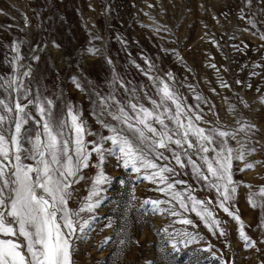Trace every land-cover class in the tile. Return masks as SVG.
Returning <instances> with one entry per match:
<instances>
[{
  "label": "rangeland",
  "instance_id": "374dc122",
  "mask_svg": "<svg viewBox=\"0 0 264 264\" xmlns=\"http://www.w3.org/2000/svg\"><path fill=\"white\" fill-rule=\"evenodd\" d=\"M249 19L255 21V27L248 23ZM261 33L264 0H0V77L22 80L29 90L28 98L39 95L45 104L47 100L53 101L57 121L65 119L71 107L94 134L86 140H97V133L110 134L98 119L115 123L107 112L117 111L118 105L108 100L105 108L101 98L114 96L129 111V101L151 110L152 101L160 103L159 88L163 84L178 95L187 116L200 127L236 131L241 125L254 126L237 134L247 149L255 150L247 156V162L255 166L241 172L243 162L234 161L233 179L240 185L229 205L243 221L245 233L256 242L254 247H244L238 237V222L216 205L215 189L194 176L184 152L198 165L202 164L199 154L187 149V145L180 149L172 144L170 147L180 153L186 167L177 165L172 152L164 149L160 151L168 160L157 163L175 168L171 179L186 182L175 185L176 190H190L199 200L213 201L208 207L222 221L227 235L220 237L218 232H210L191 212L180 210L195 222V228L172 223L175 217L154 212L151 205L141 207L146 199L168 197L155 190L156 185L137 181L136 174L122 168L115 156H106L103 168L112 182L103 186L104 199L94 212L98 219L88 238L73 240L74 264H195L197 257L199 264H219V257L226 264H264V243L260 242L264 240V228L259 227L264 212L248 203V186L254 193L264 186ZM14 45H19L18 60ZM26 71L30 72L27 77L23 75ZM222 81L227 87L222 86ZM17 95L0 88V99L13 105ZM20 99L27 103L23 94ZM164 107L175 114L171 101L161 105L159 111ZM28 111L36 120L40 119L34 105H29ZM0 114L8 115L2 108ZM194 114L201 115L203 120L196 121ZM164 119L170 129H175L167 117ZM182 119L186 124L187 118ZM29 126L37 128L31 121L26 127ZM222 142L217 137L212 146L219 147ZM228 144L233 149L238 147L236 140L230 138ZM25 147L29 145L25 143ZM104 147L110 148L111 143ZM91 162H98L95 153ZM96 171L95 167L83 170L86 179L74 185L71 209L80 207ZM133 195L135 200L131 199ZM255 198L259 202L260 197ZM173 205L175 201L161 207ZM175 206L179 210V205ZM90 215L81 213L80 218L88 219ZM109 220L112 227H106ZM170 224L169 232L186 228L203 239L188 247L178 244V250H174L163 231ZM106 237H111V241L102 245ZM122 239L124 244H120ZM208 246L209 251H199Z\"/></svg>",
  "mask_w": 264,
  "mask_h": 264
},
{
  "label": "snow or ice",
  "instance_id": "6c2138e0",
  "mask_svg": "<svg viewBox=\"0 0 264 264\" xmlns=\"http://www.w3.org/2000/svg\"><path fill=\"white\" fill-rule=\"evenodd\" d=\"M248 23L255 27L253 19H249ZM260 39L264 40V33H261ZM13 51L17 52L15 59L18 60L19 45H14ZM210 66L216 68L215 64ZM23 75L27 77L30 72L26 71ZM169 77L171 78V74ZM0 81V88L5 92L11 90L18 94L14 105L0 99V108L8 114H0V264H74L73 240L88 238L94 228V222L98 219L94 212L104 199L101 196V192L106 191L103 186L112 182V178L105 174L103 168L106 156H115L122 168L136 174L137 181H148L156 185L155 190L168 197L164 200L146 199L141 207L151 205L152 211L166 212L175 217L172 223L195 228V222L184 216L180 210L191 212L210 232H218L220 237L227 235L221 227L222 221L217 219L208 207L213 201L199 200L190 190H176L175 185L186 182L171 179L172 174L176 172L175 168L157 163L159 160H168L160 151L164 149L172 152V158L177 165L186 167L180 153L170 147L172 144L180 149L187 145V149H194L199 154L202 161L200 165L192 160L186 150L184 152L194 176L203 180L207 187L215 189L216 205L228 217L238 222V237L243 241L244 247L255 246L256 242L245 233V225L240 216L229 207L240 185L239 181L233 179L234 161L243 162V167L239 169L241 172L255 166L247 162V156L255 150L247 149L245 143L237 139V134L244 132L247 127L254 126L241 125L236 131L221 130L216 126L200 127L187 116L178 95L167 84H163V87L159 88L160 103L152 101L154 107L151 110L143 104L129 101V111L120 106L114 96L101 98L100 102L105 108L108 107V100L118 105L117 111L107 112L115 123L98 119V123L110 134L102 136L97 133L95 135L98 139L89 141L86 137L94 134L71 107L68 108L67 117L57 121L52 111L53 101L47 100L45 104L39 95L28 98L29 90L23 81H18L16 77H0ZM221 84L227 87L223 81ZM21 94L27 99V103L21 101ZM167 101L175 105V114L170 113L167 107L159 111L161 105ZM29 105H34L39 120L28 111ZM194 115L196 121L203 120L201 115ZM164 117L176 126L175 129L169 128ZM182 117L187 118L186 124ZM30 121L37 125L35 130L30 126L26 127ZM6 123L9 124L8 128L4 127ZM217 137L223 142L219 147L212 146L215 145ZM229 138L236 140V149L228 144ZM107 142L111 143L110 148L104 147ZM25 143L29 147H25ZM89 144L91 148L88 147ZM93 153L98 161L95 165L91 162ZM25 160H32L34 164H26ZM89 167H95L97 171L91 177L88 194L83 198L80 207L73 210L69 207V201L73 196L74 185L86 179L83 170ZM248 187V203L253 208L259 206L264 212V186L258 193L252 192L250 186ZM256 196L260 197L259 202ZM131 199L135 200V196ZM173 201L175 205H179V210L175 205L161 207ZM85 212L92 215L88 219H81L80 214ZM106 227H112L111 220ZM169 227L171 224L163 231L174 250H178V244L188 247L203 239L198 233L190 232L186 228L176 230L175 233L169 232ZM259 227L264 228V218ZM110 241L111 237H106L102 245ZM260 242L264 243V240ZM124 243L125 240L122 239L120 244ZM210 247L199 251L207 252ZM217 259L219 264H226L222 257ZM195 264H199L198 257Z\"/></svg>",
  "mask_w": 264,
  "mask_h": 264
},
{
  "label": "bare ground",
  "instance_id": "6f19581e",
  "mask_svg": "<svg viewBox=\"0 0 264 264\" xmlns=\"http://www.w3.org/2000/svg\"><path fill=\"white\" fill-rule=\"evenodd\" d=\"M49 6V5H48ZM97 6V5H96ZM100 6V5H99ZM52 7V6H51ZM53 18V17H52ZM59 22V21H58Z\"/></svg>",
  "mask_w": 264,
  "mask_h": 264
}]
</instances>
